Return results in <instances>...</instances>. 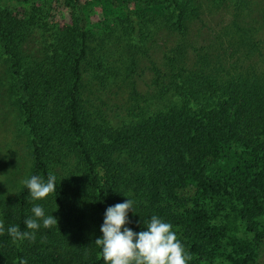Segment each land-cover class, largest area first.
Masks as SVG:
<instances>
[{
  "label": "trees",
  "instance_id": "obj_1",
  "mask_svg": "<svg viewBox=\"0 0 264 264\" xmlns=\"http://www.w3.org/2000/svg\"><path fill=\"white\" fill-rule=\"evenodd\" d=\"M0 89L26 178L56 176L42 200H2L0 264H104L105 209L127 198V226L171 223L189 264L264 260V0H0ZM33 204L57 226L14 241Z\"/></svg>",
  "mask_w": 264,
  "mask_h": 264
},
{
  "label": "clouds",
  "instance_id": "obj_2",
  "mask_svg": "<svg viewBox=\"0 0 264 264\" xmlns=\"http://www.w3.org/2000/svg\"><path fill=\"white\" fill-rule=\"evenodd\" d=\"M22 183L32 201L42 200L56 191V176L52 173L46 179L31 175ZM132 209L133 201L128 198L105 209L100 225L102 235L95 240L104 264H189L191 257L177 238L171 223L153 215L143 222V230L133 231L127 226L130 222L128 212ZM31 213L32 216L24 220L25 227L31 232H21L18 225L7 228V234L14 241L34 236L41 227L57 226L56 217L46 215L39 204H33ZM3 232L4 227L0 224V233ZM20 264H26V261L21 260Z\"/></svg>",
  "mask_w": 264,
  "mask_h": 264
},
{
  "label": "rangeland",
  "instance_id": "obj_3",
  "mask_svg": "<svg viewBox=\"0 0 264 264\" xmlns=\"http://www.w3.org/2000/svg\"><path fill=\"white\" fill-rule=\"evenodd\" d=\"M85 1L89 2L90 0ZM47 10H49V8L46 9L44 7V11L41 12V14L43 15ZM91 17L95 18V14H92ZM200 18H202L200 21L194 20L190 24L189 30L192 32L191 34H198L209 28L205 15H202ZM216 18L217 17H215V19ZM174 40L175 37H172L171 34L160 33L157 36V48L153 51L155 54L153 55L154 58L156 56L158 59L161 55V51L163 52L164 50L163 48L170 46ZM31 53V61H33L38 55V50L34 49ZM135 72V85H137V69ZM146 78L147 77H145L144 80H146ZM139 88H143L142 83L139 84ZM0 94H2L1 91ZM101 94H103V90H101ZM112 98H114L113 95H111V99ZM119 106H121L120 102ZM112 109L117 112L119 111L118 108L113 107ZM107 110L109 114L115 115L111 109ZM117 119H120V116L117 115ZM30 164L27 135L20 125L13 108L10 107L8 103L6 105L0 98V204L2 200L11 199L15 196L16 192L23 185L22 181L26 179ZM238 236L240 239H247L250 242H252L253 239V234L246 233V228L243 225H240V233ZM251 244L253 245V242ZM263 261V259L259 260L257 258L255 263L248 264H256L257 262L263 264ZM213 264L226 263L214 262Z\"/></svg>",
  "mask_w": 264,
  "mask_h": 264
}]
</instances>
